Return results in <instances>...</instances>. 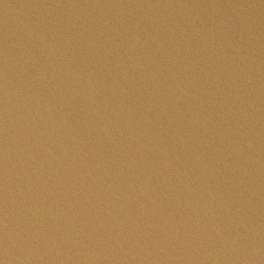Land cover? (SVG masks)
<instances>
[{
	"label": "water",
	"instance_id": "water-1",
	"mask_svg": "<svg viewBox=\"0 0 264 264\" xmlns=\"http://www.w3.org/2000/svg\"><path fill=\"white\" fill-rule=\"evenodd\" d=\"M0 264H264V0H0Z\"/></svg>",
	"mask_w": 264,
	"mask_h": 264
}]
</instances>
